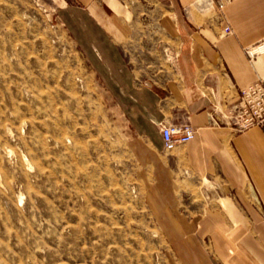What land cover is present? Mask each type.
I'll use <instances>...</instances> for the list:
<instances>
[{
	"label": "rangeland",
	"instance_id": "374dc122",
	"mask_svg": "<svg viewBox=\"0 0 264 264\" xmlns=\"http://www.w3.org/2000/svg\"><path fill=\"white\" fill-rule=\"evenodd\" d=\"M158 1L107 25L157 72L173 65ZM63 5L0 0V264H180L130 124Z\"/></svg>",
	"mask_w": 264,
	"mask_h": 264
},
{
	"label": "crops",
	"instance_id": "0c3cea01",
	"mask_svg": "<svg viewBox=\"0 0 264 264\" xmlns=\"http://www.w3.org/2000/svg\"><path fill=\"white\" fill-rule=\"evenodd\" d=\"M63 1L64 20L130 124L148 203L180 264H264V124L237 132L228 115L240 89L264 79V53L246 52L264 45V0L222 9L220 0L158 1L156 23L173 58L158 72L134 66L129 42L107 27L114 17L134 22L139 0ZM227 25L233 33L224 35ZM186 120L195 137L166 150L158 123Z\"/></svg>",
	"mask_w": 264,
	"mask_h": 264
},
{
	"label": "built area",
	"instance_id": "2783aa9c",
	"mask_svg": "<svg viewBox=\"0 0 264 264\" xmlns=\"http://www.w3.org/2000/svg\"><path fill=\"white\" fill-rule=\"evenodd\" d=\"M230 0H220L218 7L222 9ZM230 25L225 26L224 35L232 34ZM246 52L252 59L258 54L264 53V45L259 43L246 48ZM240 100L234 108L229 110V118L233 129L242 132L253 126L264 124V79L259 78L245 88L240 89ZM164 140V147L171 151L181 145L187 144L196 135V129L189 121L179 123H158Z\"/></svg>",
	"mask_w": 264,
	"mask_h": 264
},
{
	"label": "water",
	"instance_id": "95a60500",
	"mask_svg": "<svg viewBox=\"0 0 264 264\" xmlns=\"http://www.w3.org/2000/svg\"><path fill=\"white\" fill-rule=\"evenodd\" d=\"M149 85V84H148Z\"/></svg>",
	"mask_w": 264,
	"mask_h": 264
}]
</instances>
